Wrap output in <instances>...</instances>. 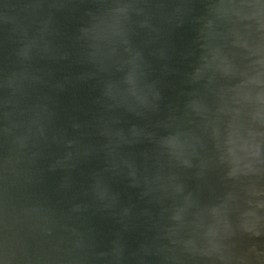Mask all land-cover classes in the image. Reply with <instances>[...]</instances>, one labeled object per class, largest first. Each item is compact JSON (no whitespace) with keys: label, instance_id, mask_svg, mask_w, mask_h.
I'll return each mask as SVG.
<instances>
[{"label":"water","instance_id":"obj_1","mask_svg":"<svg viewBox=\"0 0 264 264\" xmlns=\"http://www.w3.org/2000/svg\"><path fill=\"white\" fill-rule=\"evenodd\" d=\"M0 264H264V0H0Z\"/></svg>","mask_w":264,"mask_h":264},{"label":"clouds","instance_id":"obj_2","mask_svg":"<svg viewBox=\"0 0 264 264\" xmlns=\"http://www.w3.org/2000/svg\"><path fill=\"white\" fill-rule=\"evenodd\" d=\"M144 3L146 4H163V3H179L180 0H143ZM194 3H198L203 6L204 11H207V5L209 0H192ZM143 25L141 24V27ZM183 24L177 25V27H181Z\"/></svg>","mask_w":264,"mask_h":264}]
</instances>
